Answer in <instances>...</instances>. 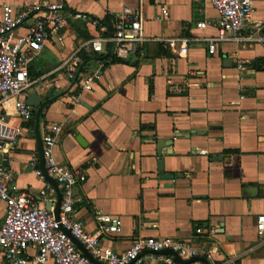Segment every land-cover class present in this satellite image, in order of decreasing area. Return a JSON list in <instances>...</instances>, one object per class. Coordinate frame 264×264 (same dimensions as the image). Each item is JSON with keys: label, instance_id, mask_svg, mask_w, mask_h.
Instances as JSON below:
<instances>
[{"label": "crops", "instance_id": "crops-1", "mask_svg": "<svg viewBox=\"0 0 264 264\" xmlns=\"http://www.w3.org/2000/svg\"><path fill=\"white\" fill-rule=\"evenodd\" d=\"M41 1L88 14L100 27L70 22L62 40L53 36L32 62L30 77L39 81L32 89L46 104L41 112L33 109L25 121L7 108L17 136L7 156V167L18 173L14 188L37 193L44 187L30 167L35 159L55 190L45 207L58 218L62 193L47 175L43 148L45 136L61 126L56 162L87 175L74 191L77 218L93 235L98 216L121 221L117 233L102 235L103 248L123 252L140 238H172L199 252L189 264H264L257 232L264 215V44L219 43L211 54L197 40L217 35L219 14L210 0H0V8L16 12ZM126 10L138 12L151 40L136 55L117 59L110 46L83 54L88 60L81 68L104 65L90 91L55 72L82 41L111 36ZM253 21L264 22V0L255 3ZM200 22L205 30L197 29ZM251 30L249 23L246 34ZM25 32L17 30L14 39ZM179 37L192 39L187 58L152 41ZM238 62L247 64L245 71ZM5 212L0 201V226Z\"/></svg>", "mask_w": 264, "mask_h": 264}, {"label": "built area", "instance_id": "built-area-1", "mask_svg": "<svg viewBox=\"0 0 264 264\" xmlns=\"http://www.w3.org/2000/svg\"><path fill=\"white\" fill-rule=\"evenodd\" d=\"M257 1L210 0L219 14L217 35L197 40L207 42L211 54L219 43L264 44V22H251ZM160 19L168 21L169 13L164 12ZM74 21L88 23L94 28L100 27V22L92 16L71 12L63 3L41 1L24 6L16 12L9 5L0 8V201L6 205L4 222L0 226V264H146L150 259L161 264H181L173 256L161 252L173 251L184 260L198 256L199 252L191 244L172 238H140L123 252L103 248L102 235L117 233L121 221L119 218L100 215L97 218L99 233L93 235L84 229L77 218L74 191L87 181V175L82 169H69L56 162L54 150L60 143L61 126L45 136L43 148L47 175L62 193L58 218L52 208L48 210L45 207L46 203L55 199V190L38 168L35 159H32L30 167L44 182V187L37 193L14 188L18 173L2 164L9 151L17 145V136L10 124L7 108L12 106L22 120L32 119L33 108L28 105L27 99L30 90L39 81L30 77L29 67L53 36H59V40H62L61 32ZM249 23H252V30L247 35ZM196 27L205 30L207 23L200 22ZM21 28L26 32L14 39L15 32ZM191 40L179 37L152 41L164 42L176 57L183 59L188 56ZM149 41L142 33L138 12L126 10L116 20L111 36H97L82 41L55 72H64L69 81L75 82L76 87L90 91L94 83L100 80L104 65L99 62L97 69L81 68L83 54L94 56L110 46L115 58L127 60ZM246 65L245 62H238L237 68L243 72ZM203 232V228L197 229L198 234ZM210 232L213 234L214 230ZM257 232L264 238V215L257 219ZM74 240L97 263L86 257Z\"/></svg>", "mask_w": 264, "mask_h": 264}, {"label": "water", "instance_id": "water-1", "mask_svg": "<svg viewBox=\"0 0 264 264\" xmlns=\"http://www.w3.org/2000/svg\"><path fill=\"white\" fill-rule=\"evenodd\" d=\"M27 103L29 106H31L33 109L35 110H38V112H41V110L43 109V107L46 105L43 103V98L41 96H39L34 89H31L30 92H29V96H28V99H27ZM1 160V158H0ZM2 164L4 166H8V158L5 157ZM47 209L49 210L50 208L47 207ZM76 246L78 247V249L80 248L82 253L88 257L89 259H91L93 262L97 263L92 257L91 255L81 246V244L74 240ZM161 254L163 255H170V256H173L174 260L178 263H181V264H189L190 262H192L194 259H191L190 261H183L180 256L173 252V251H170V250H167V251H163L161 252ZM98 264V263H97Z\"/></svg>", "mask_w": 264, "mask_h": 264}, {"label": "trees", "instance_id": "trees-1", "mask_svg": "<svg viewBox=\"0 0 264 264\" xmlns=\"http://www.w3.org/2000/svg\"><path fill=\"white\" fill-rule=\"evenodd\" d=\"M88 59H86L85 57L83 58V62H86Z\"/></svg>", "mask_w": 264, "mask_h": 264}]
</instances>
